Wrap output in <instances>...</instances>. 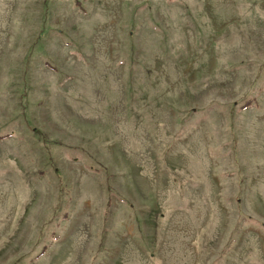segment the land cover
<instances>
[{"label":"rangeland","instance_id":"1","mask_svg":"<svg viewBox=\"0 0 264 264\" xmlns=\"http://www.w3.org/2000/svg\"><path fill=\"white\" fill-rule=\"evenodd\" d=\"M0 264H264V0H0Z\"/></svg>","mask_w":264,"mask_h":264}]
</instances>
